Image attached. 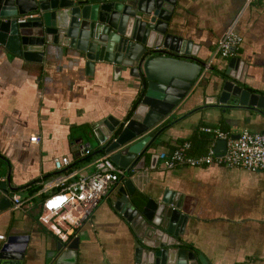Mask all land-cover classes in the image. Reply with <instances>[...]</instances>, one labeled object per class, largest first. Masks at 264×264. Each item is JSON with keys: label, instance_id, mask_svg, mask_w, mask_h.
<instances>
[{"label": "crops", "instance_id": "obj_1", "mask_svg": "<svg viewBox=\"0 0 264 264\" xmlns=\"http://www.w3.org/2000/svg\"><path fill=\"white\" fill-rule=\"evenodd\" d=\"M229 29L240 42L233 55L223 59L216 43ZM169 31L196 46L195 59L204 66L174 112L179 120L162 133L163 143L149 148L144 168L126 178L134 193L146 199L158 201L166 190L178 195L187 219L177 239L197 259L264 264V170L224 165L166 169L159 157L150 163L151 155L169 152L170 145L188 138L201 123L220 129L224 119L232 136L243 129L264 133L263 115L221 111L205 103L217 95L226 71L244 88L264 94V0H176ZM86 62L80 52L61 45H48L42 60L35 62L0 44V182L5 183L0 185V245L9 235L27 236L26 264H55L59 258L60 264H138L137 236L122 208H116L123 205L118 187L79 225L59 221L61 233L38 219L42 196L59 193L74 177L93 171L82 151L100 152L104 144L92 128L109 117L122 121L141 89L139 77L127 69L97 61L87 67ZM61 158L70 163L58 170L54 161ZM30 185L38 190L30 194ZM12 194L19 197V208H13Z\"/></svg>", "mask_w": 264, "mask_h": 264}, {"label": "water", "instance_id": "obj_2", "mask_svg": "<svg viewBox=\"0 0 264 264\" xmlns=\"http://www.w3.org/2000/svg\"><path fill=\"white\" fill-rule=\"evenodd\" d=\"M175 4L176 0H0V44L10 52L37 62L48 45H61L80 52L87 67L96 61L112 64L143 79L141 98L122 121L109 117L92 128L104 144L100 152L125 169L113 189L118 187L123 201L116 208H122L137 236L138 264H208L202 256L199 262L177 239L187 219L178 195L166 190L158 201L146 199L134 193L126 178L132 170L144 168L153 139L179 120L174 112L204 66L195 59L196 46L169 31ZM27 14L34 16L19 20ZM228 73L221 75L217 95L205 103L264 116V94L244 88ZM216 146L214 151L222 153L225 140H217ZM150 159L152 165L158 156ZM27 241V236L9 235L0 245V264H26ZM75 243L76 239L69 248ZM60 263L61 258L55 264Z\"/></svg>", "mask_w": 264, "mask_h": 264}, {"label": "built area", "instance_id": "obj_3", "mask_svg": "<svg viewBox=\"0 0 264 264\" xmlns=\"http://www.w3.org/2000/svg\"><path fill=\"white\" fill-rule=\"evenodd\" d=\"M27 14L20 17V21L33 17ZM240 42L239 36L233 29L227 30L217 43L216 49L222 57H230ZM205 132L214 134L216 140H225V150L217 154L210 147L205 155L190 156L187 153L189 143L184 142L169 152L158 155L163 167L173 168L177 165L187 166H214L224 165L229 168H240L247 171L264 170V133L241 130L237 137L227 135L216 128H202ZM36 142L35 136L30 137ZM215 145V144H214ZM83 155H88L90 150L84 148ZM70 163L68 158L55 159L54 166L60 170ZM93 171L88 175H78L69 181L62 191L47 197L43 202V213L38 217L39 221L52 227L57 233L62 232L59 221L68 225H79L92 209L107 196L125 169L114 165L109 154L97 155L90 160ZM13 208H19L21 201L16 194L11 195ZM60 219V220H59Z\"/></svg>", "mask_w": 264, "mask_h": 264}, {"label": "trees", "instance_id": "obj_4", "mask_svg": "<svg viewBox=\"0 0 264 264\" xmlns=\"http://www.w3.org/2000/svg\"><path fill=\"white\" fill-rule=\"evenodd\" d=\"M223 58V57H222ZM224 59V58H223ZM141 85H142V78H139ZM141 93L142 90L140 89L139 94L137 95L135 101L133 102V105L139 101V99L141 98ZM221 111H223V109H221ZM220 131L226 133L227 135H231V133L229 132V126L227 125V123L225 122L224 119H221L220 122ZM206 126L201 123L199 124L196 129L193 131L192 135H190L188 138L178 141L175 145H170V150L175 149L176 147H178L180 144L184 143V142H188L189 143V148L187 150V153L190 156H201V155H205L210 147L214 148V144H215V138H214V134L210 133V132H205L202 130V128H205ZM164 132V131H163ZM161 132L159 135H157L151 145L150 148L158 146L160 144H162L163 142L161 141V136L162 133ZM153 136L155 135V133L152 134ZM169 150V151H170ZM103 154V152H96L95 150H90V153L88 155H84L83 161L88 162L90 161L92 158H94L97 155ZM24 186L19 187L18 189H13V192L18 191L19 189H22ZM33 186V188L31 189V187ZM38 190V187H35L34 185H30L28 186V191L30 194L36 192ZM52 195V194H51ZM50 195H48L47 197H49ZM46 196H42L41 199L39 200V204H41V207L43 205L44 200L47 198Z\"/></svg>", "mask_w": 264, "mask_h": 264}]
</instances>
